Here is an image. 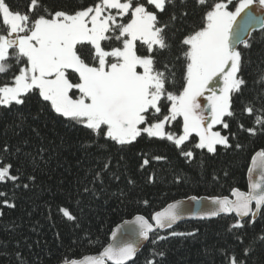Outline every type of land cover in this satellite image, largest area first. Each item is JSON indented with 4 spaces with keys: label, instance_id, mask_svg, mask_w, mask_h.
<instances>
[{
    "label": "snow or ice",
    "instance_id": "1",
    "mask_svg": "<svg viewBox=\"0 0 264 264\" xmlns=\"http://www.w3.org/2000/svg\"><path fill=\"white\" fill-rule=\"evenodd\" d=\"M192 2L199 15L194 26L187 25L188 0H93L77 7H49L46 0H28L23 12L0 0V74L14 66L19 69L10 83L0 85V109L10 112L35 97L37 116L53 114V119L84 129L89 135L88 147L100 152L109 146L123 151L144 138L170 142L186 162L195 160L196 150L215 156L220 147L242 149L243 144L232 143L239 140L231 130L233 120L240 132L264 134V103L259 108L252 101L243 104L241 115L253 118V126L247 128L234 108V97L247 87L245 60L238 46L252 47L249 37L257 22L264 29V19L246 10L254 4L264 9V0ZM178 34V55L172 57ZM165 52L169 56L160 60ZM256 82L264 85V72ZM19 120L17 128L24 123L22 117ZM176 123L180 124L179 134L168 130ZM31 130L40 136L38 129ZM11 155L7 144L0 146V185L11 184L10 191L0 190V205L7 208L16 207L17 189L28 190L36 181L35 175H25L21 166L12 163ZM45 155L41 148L26 157L33 171L46 163ZM149 163L144 154L140 167ZM110 164L109 159L95 169L90 183L103 185ZM248 173L247 191L233 187L232 198L211 197L201 211L192 213L200 220L235 214L226 228L232 243L215 249L219 264H249L257 244L264 246V230L251 238L246 232L258 216H264V149L251 157ZM112 178L119 180L114 173ZM152 179L149 177L150 182ZM83 194L95 195V190L85 186ZM189 199L197 201L195 196ZM180 206L178 201L154 212L151 222L136 215L125 221L135 225L123 234L128 238L118 241L117 229L112 232L115 243L97 254H76L70 249L60 264H128L151 234H156L151 239L154 245L169 237H195V231L158 234L183 218ZM55 208L74 230L82 227V196L73 198L69 193L66 202ZM49 212L51 219V205ZM152 255L162 259H146L145 264H163L165 251ZM16 256L23 264L21 254Z\"/></svg>",
    "mask_w": 264,
    "mask_h": 264
},
{
    "label": "trees",
    "instance_id": "2",
    "mask_svg": "<svg viewBox=\"0 0 264 264\" xmlns=\"http://www.w3.org/2000/svg\"><path fill=\"white\" fill-rule=\"evenodd\" d=\"M6 2L13 9L23 12L28 0ZM92 2L46 0L49 7L88 6ZM187 7L190 13L187 25L194 26L199 23V15L192 0H188ZM178 39L179 34L177 41L173 42L172 57L178 55L175 49ZM249 39L252 44L250 49L238 46L245 60L243 77L247 87L242 95L234 97L237 119L246 128L253 126V118L241 115L243 104L252 101L259 108L264 103V85L256 82L264 72V29L251 31ZM168 56L169 53L165 52L159 58L164 60ZM18 70L14 66L0 74V85L10 83ZM38 112L35 97L24 106H14L10 112L0 109V146H9L12 153L9 158L14 165L21 166L25 175L36 176L35 183L28 190H16L15 208L0 205V212L3 213L0 215V264H21L16 253L23 257V264H59L62 257L70 254V249L76 254L97 253L108 243L112 228L136 214L150 219L155 211L179 198L191 195L230 196L233 187L245 190L250 159L256 151L264 149V134L252 136L240 132L233 120L231 130L237 133L239 140L232 143H241L244 147L240 150L220 147L215 156L196 150L193 162H186L175 146L166 140L149 141L144 138L123 151L109 146L100 152L95 147H88L89 135L84 129L71 127L61 119H53V114L40 113L37 116ZM19 117L24 123L17 128ZM32 128L38 129L40 136L35 135ZM168 130L180 133V124L176 123ZM41 148L45 150L46 163L33 171L26 157L30 158L29 154L35 155ZM144 154H147L150 163L141 168ZM155 155L166 159L154 160L152 157ZM109 159L110 169L104 174L103 185L90 183L94 170ZM113 173L119 176V180L112 178ZM149 177H153L151 182ZM177 177L181 179L177 181ZM130 179L135 183L129 184ZM85 186L94 188L95 195L83 194ZM0 190L10 191L11 184L6 188L0 185ZM69 193L73 198L82 196L83 199L80 229L74 230L56 214L55 205L66 202ZM233 218L231 214L210 220H184L172 229L159 230V235L175 230L195 231L196 236L169 237L154 245L151 239L156 234H151L150 240L128 264H145L146 259L159 261L162 258L152 255L153 251L159 250L166 253L163 264H214V261L219 264L215 249L232 243L226 228ZM256 219L255 225L246 228L249 238L264 230V216ZM89 240L93 243L90 244ZM249 264H264V246L257 244Z\"/></svg>",
    "mask_w": 264,
    "mask_h": 264
},
{
    "label": "water",
    "instance_id": "3",
    "mask_svg": "<svg viewBox=\"0 0 264 264\" xmlns=\"http://www.w3.org/2000/svg\"><path fill=\"white\" fill-rule=\"evenodd\" d=\"M246 12H249L251 15H254L260 19H264V9L260 8V6L258 4H254L250 9L246 10ZM242 16L244 15L243 13L241 14ZM240 19V18H238ZM261 28L260 27V24L257 22L254 27L252 28L251 31L253 30H256V29H259ZM259 151V150H258ZM257 152V151H256ZM255 154V153H254ZM253 154V155H254ZM252 155V156H253ZM251 166V159H250V162H249V166L248 168ZM253 178H257L255 175ZM248 183H249V173H248V169H247V187L245 190H242V191H247L248 190ZM197 197V201H192L190 200L189 198L190 197ZM211 197H214V196H206V195H201V196H196V195H191V196H187V197H183V198H179V199H176V200H173L171 202H169L168 204H166L164 207H162L161 209L157 210V211H161L162 209L166 208L169 204H174L176 202H181V206H180V210L181 212L183 213V218L181 220H178L176 222L179 223L181 221H184V220H200V219H197L195 217L192 216V213L193 212H199L201 211L202 207L204 205H208V202H209V199ZM205 198H208V199H205ZM229 198H232L231 195L229 196ZM156 212V211H155ZM136 215H141V214H136ZM132 216L131 218H128V219H125L119 223H117L113 228H112V231L109 235V241L108 243L105 245L107 246L108 244H111V243H115L116 241H113L112 239V232L119 229V231L117 232V240L118 241H122L128 237H126L125 235H123L126 231L130 232L131 229L135 228V225L133 224H125V221H132L134 219V217L136 216ZM221 215H224V214H221ZM231 215V214H230ZM232 215H235V214H232ZM148 219V218H147ZM149 221L151 222V217L149 219ZM175 224V225H176ZM174 226V225H173ZM134 238V237H132ZM147 241H143L142 242V247L146 244ZM140 247L138 249V251L142 248ZM102 250V249H101ZM137 251V252H138ZM98 253V252H97ZM97 253H93V254H97ZM134 259V258H133ZM132 261V260H131ZM130 262V261H129ZM60 264V263H59Z\"/></svg>",
    "mask_w": 264,
    "mask_h": 264
},
{
    "label": "rangeland",
    "instance_id": "4",
    "mask_svg": "<svg viewBox=\"0 0 264 264\" xmlns=\"http://www.w3.org/2000/svg\"><path fill=\"white\" fill-rule=\"evenodd\" d=\"M170 131H172V130H170ZM177 134H179V133H177Z\"/></svg>",
    "mask_w": 264,
    "mask_h": 264
}]
</instances>
